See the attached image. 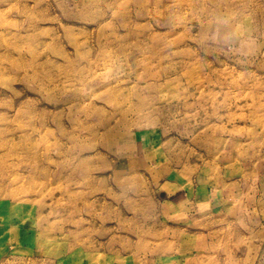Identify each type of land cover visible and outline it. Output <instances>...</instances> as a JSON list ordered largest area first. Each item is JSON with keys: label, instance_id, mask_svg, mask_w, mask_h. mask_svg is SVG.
<instances>
[{"label": "rangeland", "instance_id": "obj_1", "mask_svg": "<svg viewBox=\"0 0 264 264\" xmlns=\"http://www.w3.org/2000/svg\"><path fill=\"white\" fill-rule=\"evenodd\" d=\"M250 142L264 0H0V264H217L209 228L235 264L244 199L216 229L195 204L252 180Z\"/></svg>", "mask_w": 264, "mask_h": 264}, {"label": "crops", "instance_id": "obj_2", "mask_svg": "<svg viewBox=\"0 0 264 264\" xmlns=\"http://www.w3.org/2000/svg\"><path fill=\"white\" fill-rule=\"evenodd\" d=\"M251 144L252 146L250 147L251 149L249 153H244L245 155H242V157L240 156V160L237 163L242 165L243 171L245 173L251 174L250 177L252 180L250 179L249 183L246 185L241 183L235 190L232 191H229V189L224 190L223 188V192H217L215 195L211 190H209V194L195 204L196 207L202 209L204 212L210 214L212 211L211 213L214 214V217L211 218L213 222H210V224L215 226V229L216 227L219 228L224 225L225 222L232 221V218H235L233 213L235 212L237 214L236 210L240 209L242 204L249 208L250 216L246 217L243 224L245 226L248 225L251 228L253 232L252 234H256L254 239L255 246H250V248H248V246H242L237 249L233 254V260L236 262L235 264H264V239L257 238V233L261 230H264V156H262L261 151H252L253 145L255 144ZM236 154L237 153L235 152L234 157ZM243 159H246L245 162H242ZM180 196L184 200L187 196V193H180ZM229 198H233L235 200L244 199V201L241 202L242 204H236L235 202V204H231L232 206H230V208L226 209L224 206V200ZM248 198L251 200L246 201ZM175 199L176 198L174 194L171 197V201L166 203L165 207L163 208L165 215L168 213V209L166 208H169ZM235 224H238V220L235 221ZM211 232L214 234L212 238L211 235L213 234ZM203 234L205 237L202 243L203 253L201 256L203 260L206 258L207 253V255H212L218 260L219 263L217 264H226L225 254L221 250L219 251L218 249H212L216 243L220 241V237L210 228L207 230L204 229ZM256 244H259V249H257V251L255 250Z\"/></svg>", "mask_w": 264, "mask_h": 264}, {"label": "bare ground", "instance_id": "obj_3", "mask_svg": "<svg viewBox=\"0 0 264 264\" xmlns=\"http://www.w3.org/2000/svg\"><path fill=\"white\" fill-rule=\"evenodd\" d=\"M191 193H192V192H191ZM191 193H190V194H191Z\"/></svg>", "mask_w": 264, "mask_h": 264}]
</instances>
